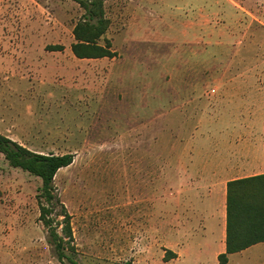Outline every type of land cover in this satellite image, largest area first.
<instances>
[{
  "label": "rangeland",
  "instance_id": "rangeland-1",
  "mask_svg": "<svg viewBox=\"0 0 264 264\" xmlns=\"http://www.w3.org/2000/svg\"><path fill=\"white\" fill-rule=\"evenodd\" d=\"M260 3L104 0L99 43L115 54L78 58L79 2L0 0V132L34 151L74 154L55 175L50 217L63 235L68 213L81 264H219L217 221L193 248L203 225L184 197L259 170ZM41 185L0 153V264H61L40 219ZM228 257L264 264V242Z\"/></svg>",
  "mask_w": 264,
  "mask_h": 264
},
{
  "label": "trees",
  "instance_id": "trees-1",
  "mask_svg": "<svg viewBox=\"0 0 264 264\" xmlns=\"http://www.w3.org/2000/svg\"><path fill=\"white\" fill-rule=\"evenodd\" d=\"M84 8L82 18L75 24V42L71 50L78 58L112 57L110 41L99 43L109 26L105 15L104 0H76ZM54 49L61 46L55 45ZM0 153L12 167L20 168L41 179L36 199L40 208V219L49 229L48 242L54 247L61 264H81L71 253L75 252L69 215L65 209V226L60 235L50 217L53 206L60 203L54 185L58 170L69 166L73 153L56 154L34 151L0 132ZM264 242V173L235 178L227 181L226 191V239L225 251L218 255L219 264H226L229 255L240 252L254 244ZM170 254H176L167 251ZM122 264H134L126 260Z\"/></svg>",
  "mask_w": 264,
  "mask_h": 264
},
{
  "label": "crops",
  "instance_id": "crops-1",
  "mask_svg": "<svg viewBox=\"0 0 264 264\" xmlns=\"http://www.w3.org/2000/svg\"><path fill=\"white\" fill-rule=\"evenodd\" d=\"M263 1L264 0H262V2ZM260 5H264V4L260 3ZM260 160H261L260 162L254 164L255 166H259L258 172L253 173L251 175L264 173V156ZM230 173L231 171H229V169L225 171V175H228ZM245 176L248 175L233 176L232 178H229L220 184L212 185V186L194 185L192 186V189L187 192L188 195L185 196L184 199L187 198L189 202H192V210L190 211L191 213L189 215L193 218L194 222L196 220H199L200 224L203 225L202 233L199 232V235L193 240V243H191L193 248L197 247V249L198 248L200 249L202 247V242L207 240V239H203V237L206 238V233L208 230H210L209 222L213 223V220H215L217 221L218 233H219L217 241L220 243L219 246L220 248H217L215 254L218 257V255L225 250L227 181ZM183 210L185 212V209Z\"/></svg>",
  "mask_w": 264,
  "mask_h": 264
}]
</instances>
